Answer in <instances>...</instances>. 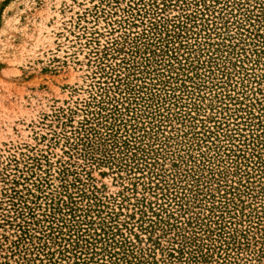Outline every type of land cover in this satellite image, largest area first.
<instances>
[{
    "label": "rangeland",
    "instance_id": "obj_1",
    "mask_svg": "<svg viewBox=\"0 0 264 264\" xmlns=\"http://www.w3.org/2000/svg\"><path fill=\"white\" fill-rule=\"evenodd\" d=\"M0 264H264V0H0Z\"/></svg>",
    "mask_w": 264,
    "mask_h": 264
}]
</instances>
